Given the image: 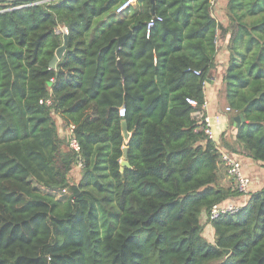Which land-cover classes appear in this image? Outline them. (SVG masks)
<instances>
[{"label": "trees", "instance_id": "16d2710c", "mask_svg": "<svg viewBox=\"0 0 264 264\" xmlns=\"http://www.w3.org/2000/svg\"><path fill=\"white\" fill-rule=\"evenodd\" d=\"M120 1L0 3V264H264V184L201 222L238 195L219 144L264 167V0L226 2L219 142L192 116L216 71L209 0H143L105 29Z\"/></svg>", "mask_w": 264, "mask_h": 264}, {"label": "crops", "instance_id": "0c3cea01", "mask_svg": "<svg viewBox=\"0 0 264 264\" xmlns=\"http://www.w3.org/2000/svg\"><path fill=\"white\" fill-rule=\"evenodd\" d=\"M151 6L152 12H154V0ZM216 4L213 6L212 14L215 17L216 21L220 24V47L216 50L215 53V63L216 71L215 74H211L213 77L208 79L205 83V106L203 107V113L207 114L210 118V127L212 131V138L219 142L220 136L224 131H227L230 127L229 118L230 113L225 110L227 107L226 100L224 98V93L221 84V75L224 72L226 67L228 51V36L229 34L224 32L223 28L228 25L227 16H226V2L227 0H215ZM118 4V3H117ZM143 0H135L131 3L130 7L124 10L123 12L112 11V15L105 14L101 17L103 21L104 28H108L110 25H115L118 17L123 19H130L134 15L138 14L142 10ZM117 6V5H116ZM209 6V5H208ZM210 11V7H209ZM211 13V11H210ZM211 14V15H212ZM60 124V121H59ZM231 130V129H230ZM231 132V131H230ZM218 149L221 153H229L232 157L239 159L242 164V169L245 175L250 178L251 182V191L260 188L264 184V167L260 166L253 159L239 155L237 153H231L225 150L220 144ZM73 171L76 172L75 180L80 176V167L73 168ZM218 176L220 182L224 186L230 185L231 178H229L225 172V168L222 164L218 168ZM246 198L240 194L229 198L226 202L235 203L238 206H242L246 202ZM201 222L206 223V214H202ZM205 234L209 240H213V229L210 224H206Z\"/></svg>", "mask_w": 264, "mask_h": 264}, {"label": "built area", "instance_id": "2783aa9c", "mask_svg": "<svg viewBox=\"0 0 264 264\" xmlns=\"http://www.w3.org/2000/svg\"><path fill=\"white\" fill-rule=\"evenodd\" d=\"M134 1L135 0H121L117 4L115 11L118 13L123 12L124 10L129 8L131 3ZM215 4H216L215 0H209V7H210L211 14H212L211 9L213 8ZM160 20H161L160 16L154 15L146 22L145 32L147 36L150 32V29L153 27L154 23ZM219 33H220L219 27H216L215 33H214V39H213L216 50L220 47V39H219L220 34ZM194 73L199 74L198 71H194ZM186 101L194 107L198 106V101L195 99L186 98ZM204 106H205V101L202 103V108ZM229 109L230 108L228 106L225 108L226 111H229ZM118 114L119 116L124 115V107H120L118 109ZM192 116L195 120L204 124V127H203L204 133L212 137L209 116L207 114H204L202 109L195 110L192 113ZM73 128L74 126L70 125L68 131L65 132V134L67 135L69 139L70 147H72L75 151H78L79 150L78 142L72 135ZM221 164L224 166L227 176L234 181V185L238 191V194L248 198V195L251 190V187H250L251 182H250V178L247 175H245L243 172L241 161H239V159L232 157L231 154L229 153H221ZM239 207L241 206H238L237 204L230 203V202L215 203L211 206L208 214H206V218L207 220H214L218 218L221 214L234 212Z\"/></svg>", "mask_w": 264, "mask_h": 264}, {"label": "water", "instance_id": "95a60500", "mask_svg": "<svg viewBox=\"0 0 264 264\" xmlns=\"http://www.w3.org/2000/svg\"><path fill=\"white\" fill-rule=\"evenodd\" d=\"M17 1L26 2V1H33V0H0V3L1 2H17ZM40 1L43 2V1H46V0H40ZM127 35L128 34L123 35V36H120V37L117 38L116 48H119L121 46L122 42L126 39ZM63 38L65 40L66 39V36L64 35ZM64 48H65V45L63 44V45H61L57 49L55 56L53 57V59L50 62V64L52 66H54L57 58L60 57V55L62 54ZM118 67H119L121 73H123V68H122V65H121L120 62H118ZM233 120H234V123L235 124L239 125L241 121H244V117H243L242 114H238V115H235L233 117ZM122 132H123V137L125 139H128L129 133H128V130H127V126H126V122L125 121H122ZM121 165L122 166H127L128 165V163L126 161V147H123V158H122V161H121Z\"/></svg>", "mask_w": 264, "mask_h": 264}, {"label": "rangeland", "instance_id": "374dc122", "mask_svg": "<svg viewBox=\"0 0 264 264\" xmlns=\"http://www.w3.org/2000/svg\"><path fill=\"white\" fill-rule=\"evenodd\" d=\"M59 132L61 134H65V130L62 127H59ZM75 174H76V172L72 171V176H75ZM61 194H62L61 192L60 193L55 192V195H56L57 198H61L62 197Z\"/></svg>", "mask_w": 264, "mask_h": 264}]
</instances>
